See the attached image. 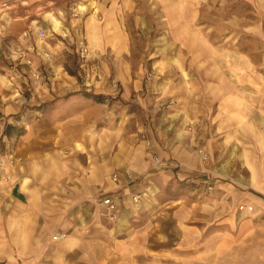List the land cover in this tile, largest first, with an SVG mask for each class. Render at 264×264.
<instances>
[{"label": "rangeland", "instance_id": "obj_1", "mask_svg": "<svg viewBox=\"0 0 264 264\" xmlns=\"http://www.w3.org/2000/svg\"><path fill=\"white\" fill-rule=\"evenodd\" d=\"M0 36L49 54L35 57L38 82L26 64H11L0 126L19 135L25 121L56 122L70 97L69 110L90 100L103 129L75 139L97 158L107 152L110 172L124 170L144 192L118 224L104 195L92 197V255L104 264H264V0H0ZM175 148L180 159L162 155ZM8 149L1 136L0 172L11 171ZM138 154L147 167L122 169Z\"/></svg>", "mask_w": 264, "mask_h": 264}, {"label": "crops", "instance_id": "obj_2", "mask_svg": "<svg viewBox=\"0 0 264 264\" xmlns=\"http://www.w3.org/2000/svg\"><path fill=\"white\" fill-rule=\"evenodd\" d=\"M66 32L75 33L74 30L63 29L62 33ZM13 33L23 34L22 31ZM11 46L5 44L0 36V87L11 83L10 78L13 77L9 78L8 74L13 72L15 59L22 67L26 58L36 65L35 57L47 51L44 44H29L24 48ZM25 68L28 67L25 65ZM70 98L65 101L69 105L62 106L63 112L55 113L57 120L50 125L45 114L40 125L34 120L25 121L19 135H6L0 126V137L8 139V150L14 155L8 172L14 179L1 183L0 264H104V260L92 255L88 249L92 248V240H84L86 232H92V214H89L92 197L96 193L112 194L118 205L117 224L126 220L128 211L132 212L141 205L132 204L130 200L136 184L129 185L127 173L124 170L110 172L108 153L103 154L104 159L97 158V154L92 155L90 145L84 150L80 140L75 139L74 136L79 134H98L103 128L97 126L96 117L92 118V101L82 99L80 103L86 107L81 106L80 111L69 110V106L78 101ZM230 99L226 102L229 111L224 112L226 124H229L228 133L234 132L235 127L233 130L231 127L237 124L235 103ZM102 118L111 119L112 110H105ZM226 124L224 122L223 129ZM50 130L54 137L50 138ZM56 137L57 142H54ZM66 141L70 149L61 151ZM55 144L58 148H54ZM65 150L69 151L67 155ZM176 151L177 148L175 151H162V155L178 160L180 155ZM135 157L125 162L122 169L134 172L147 167L148 157L139 154ZM2 160L5 161V157L0 153ZM113 172L120 174L119 186L111 180ZM88 215L86 221L85 216ZM54 232L62 234L63 238L53 240L51 235Z\"/></svg>", "mask_w": 264, "mask_h": 264}, {"label": "built area", "instance_id": "obj_3", "mask_svg": "<svg viewBox=\"0 0 264 264\" xmlns=\"http://www.w3.org/2000/svg\"><path fill=\"white\" fill-rule=\"evenodd\" d=\"M38 34L40 38L45 37V31L43 29H39L38 30ZM87 52L88 49L85 46H81L79 47V59H85L87 56ZM44 56L48 57L49 54L47 52H44ZM25 64L28 66L29 68V73L30 76L33 78L34 82H38L39 78H41V74L39 72V66L38 65H34L31 61V59L26 58L24 60ZM202 153V152H200ZM202 158L203 160L206 159V156L204 153H202ZM130 177V180H132L131 176L128 175ZM13 176L11 174H8L6 172H0V199H1V195L3 193V186H1V183H8L10 181H12ZM111 180L112 182H114L115 184H117V186L120 185V174L118 172H113L111 175ZM144 195V192H133L130 195V200L131 202H133L134 204L139 203L141 197ZM101 205L105 208L106 211V215L107 217L113 221L116 220L118 217V205L114 199V197L112 196V194H105L101 201H100ZM61 237V234H57L53 236V239H59Z\"/></svg>", "mask_w": 264, "mask_h": 264}, {"label": "trees", "instance_id": "obj_4", "mask_svg": "<svg viewBox=\"0 0 264 264\" xmlns=\"http://www.w3.org/2000/svg\"><path fill=\"white\" fill-rule=\"evenodd\" d=\"M99 98V97H98ZM10 129H11V126H7L6 128H5V130H4V132H5V134L6 135H9L10 134Z\"/></svg>", "mask_w": 264, "mask_h": 264}]
</instances>
